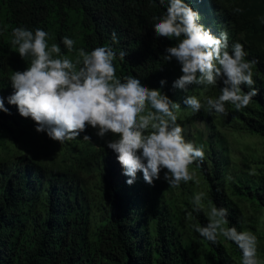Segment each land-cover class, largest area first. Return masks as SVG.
<instances>
[{
  "label": "trees",
  "instance_id": "16d2710c",
  "mask_svg": "<svg viewBox=\"0 0 264 264\" xmlns=\"http://www.w3.org/2000/svg\"><path fill=\"white\" fill-rule=\"evenodd\" d=\"M184 2L213 35L228 31L229 51L239 42L245 59L255 61L258 95L238 112L247 129L264 137V0ZM165 10L159 0H0V98L9 109L0 110V264H241L234 242L218 236L212 243L191 225L205 226L212 204L228 210L226 227L241 231L240 212L228 194L264 207V176L230 169L223 141L203 107L194 114L183 103L187 95L210 96L218 86L193 85L187 92L173 87L180 65L163 56L175 40L156 37L152 28V17ZM16 27L46 31L49 45L58 44L63 55L70 53L63 37L86 51L112 47L118 78L134 76L179 104L174 111L184 139L205 153L203 161L189 166L199 183L170 187L162 169L153 186L140 172L129 185L106 144L117 138L113 134L102 139L88 126L60 144L37 132L35 122L7 100L14 91L11 74L25 70L30 59H22L10 43ZM121 50L127 53L124 60ZM193 120L202 121L204 130H195ZM199 192L206 197L203 211L195 212L193 198Z\"/></svg>",
  "mask_w": 264,
  "mask_h": 264
},
{
  "label": "clouds",
  "instance_id": "9594fccd",
  "mask_svg": "<svg viewBox=\"0 0 264 264\" xmlns=\"http://www.w3.org/2000/svg\"><path fill=\"white\" fill-rule=\"evenodd\" d=\"M159 5L166 10L152 17V28L156 37L175 40L174 45L166 47L163 58L175 59L182 73L173 81V87L187 92L193 85L222 84L221 94L215 99L205 97L204 105L192 95L185 96L183 103L194 114L205 105L210 113L220 115H227L226 103L237 110L247 107L258 90L254 87L252 70L255 61L245 59L244 46L235 42L229 51L228 31L221 29L219 37L213 35L199 23V13L184 0H159ZM11 36L10 43L20 57L30 59L25 70L11 74L14 91L7 100L22 117L35 122L37 132H45L60 144L76 139L88 126L96 129L101 138L113 134L117 138L106 144L117 154L129 185L140 172L144 182L153 186L162 169L167 170L164 180L170 187H179L181 182L199 183L189 166L203 161L205 153L184 139L174 111L179 104L159 88H149L134 76L118 78L114 66L117 53L112 47L76 49L73 39L63 37L68 52H75V58L70 59L62 54L58 44L49 45L51 37L42 29L16 27ZM111 37L114 43L119 42L114 31ZM126 55L125 50L119 52L121 60ZM164 84L162 79L160 85ZM241 85H246L249 91H243ZM0 110L9 112L3 98ZM83 139L89 141L90 137L85 135ZM205 197L204 192L194 196L195 212L203 211ZM207 207L209 222L205 226L193 223L194 231L212 243H217L218 236L234 242L242 252L241 264H261L256 235L226 227L229 223L226 208L212 204Z\"/></svg>",
  "mask_w": 264,
  "mask_h": 264
},
{
  "label": "rangeland",
  "instance_id": "374dc122",
  "mask_svg": "<svg viewBox=\"0 0 264 264\" xmlns=\"http://www.w3.org/2000/svg\"><path fill=\"white\" fill-rule=\"evenodd\" d=\"M74 47L79 49L78 41ZM70 59L75 58V52L66 54ZM210 96L207 93L197 97L205 104V97L217 98L220 93V84ZM203 104V105H204ZM227 115L209 112L203 107L204 115L210 124L216 129L226 149L228 167L232 170L244 171L251 174L264 176V137L253 134L244 126V119L231 103H226ZM243 108L239 109L242 110ZM192 126L195 130L203 131V123L193 120ZM191 128V127H190ZM110 133L102 139H107ZM230 201L238 208L241 219V231H251L257 237V258L264 264V207L255 206L250 200L228 194Z\"/></svg>",
  "mask_w": 264,
  "mask_h": 264
}]
</instances>
